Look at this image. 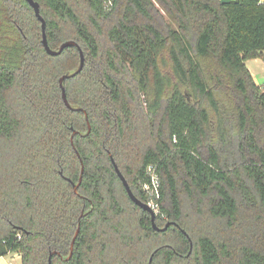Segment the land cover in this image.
<instances>
[{
  "label": "trees",
  "instance_id": "trees-1",
  "mask_svg": "<svg viewBox=\"0 0 264 264\" xmlns=\"http://www.w3.org/2000/svg\"><path fill=\"white\" fill-rule=\"evenodd\" d=\"M36 1L50 46L77 41L85 65L46 51L27 0H0V257L264 264V86L246 63L264 58V1ZM113 159L143 201L157 165L166 230Z\"/></svg>",
  "mask_w": 264,
  "mask_h": 264
},
{
  "label": "water",
  "instance_id": "water-1",
  "mask_svg": "<svg viewBox=\"0 0 264 264\" xmlns=\"http://www.w3.org/2000/svg\"><path fill=\"white\" fill-rule=\"evenodd\" d=\"M28 3L32 6V8L34 9L35 11V14L36 16L38 17V19L41 21V26H42V43L46 49V51L51 54V55H58L60 54L66 47H69V46H78L79 49H80V53H81V64H80V67L78 69L77 72L81 71L85 65V55H84V51L83 49L81 48V46L79 45V43L73 39H69V40H66L64 41L60 48L59 49H54L50 46L49 42H48V38H47V32H46V27H47V23H46V19L43 17L42 13H41V7H40V3L36 0H27ZM233 0H222L223 3H229ZM73 74H64L62 75V77L60 78V84H61V89H62V98L65 102V104L68 106V107H73L68 99V95H67V89H66V86L64 85V81L65 79H67L68 77H71L73 76ZM83 111L86 112V110L83 109ZM89 123V129L91 128V125H90V122ZM77 131H74V134H76ZM114 161V159H113ZM114 164H115V167H116V170L118 172V175L120 176L124 186L126 187V190L129 194V196L132 198V200L134 202H136L139 206H141L142 208H144L145 210L149 211L151 213V217H152V223H153V226L161 231V230H166L169 225L171 224V222H167L166 225L164 227H160L157 225L156 223V212L155 210L151 207L150 204H148L147 202L143 201L142 199H140L133 191L129 181L127 180V178L125 177V175L122 173L121 169L119 168V166L117 165V163L114 161ZM84 170H85V166H84V162L82 160V175L80 177V182L78 184H75V190H77L78 186L80 185L81 181H82V176H83V173H84ZM80 227L77 229V232L73 238V241H72V246H71V254L70 256H72L73 254V251H74V246H75V242H76V239H77V236L79 235L80 233ZM52 255L53 253L51 254L50 256V259H49V264H52Z\"/></svg>",
  "mask_w": 264,
  "mask_h": 264
},
{
  "label": "built area",
  "instance_id": "built-area-1",
  "mask_svg": "<svg viewBox=\"0 0 264 264\" xmlns=\"http://www.w3.org/2000/svg\"><path fill=\"white\" fill-rule=\"evenodd\" d=\"M112 1L113 0H109L110 4H112ZM147 174L150 176L151 181L144 182L143 187L147 195L151 194L150 197L148 198L147 203L150 204L154 210H156L155 205L159 207L158 200L160 198V186H161L160 177L157 171V165L155 164L149 165L147 169Z\"/></svg>",
  "mask_w": 264,
  "mask_h": 264
},
{
  "label": "crops",
  "instance_id": "crops-1",
  "mask_svg": "<svg viewBox=\"0 0 264 264\" xmlns=\"http://www.w3.org/2000/svg\"><path fill=\"white\" fill-rule=\"evenodd\" d=\"M246 63L252 75L254 76L257 84H259L260 86H264V58L263 57L252 58L247 60ZM7 256L8 254L0 257V264H14L15 261L20 260V256L17 254H13V259L11 260H9Z\"/></svg>",
  "mask_w": 264,
  "mask_h": 264
},
{
  "label": "rangeland",
  "instance_id": "rangeland-1",
  "mask_svg": "<svg viewBox=\"0 0 264 264\" xmlns=\"http://www.w3.org/2000/svg\"><path fill=\"white\" fill-rule=\"evenodd\" d=\"M156 5H157V7L161 10V12H162V14L163 15H165L166 16V12L162 9V7L160 6V4L159 3H156ZM130 183V182H129ZM140 184L142 185V188L144 189V187H143V183H141L140 182ZM131 185V184H130ZM132 187V186H131ZM150 195L151 194H149L148 195V197H150ZM155 207H156V211H158L159 210V207L157 206V205H155ZM184 209H185V211H192V209H193V207H191V205H190V202H188V201H185V204H184ZM164 225V224H163ZM193 251V246H192V248H191V250H190V253ZM13 254H15V253H13ZM13 254L12 253H9L8 254V256H7V258L9 259V260H11V259H13ZM17 255H19V254H17ZM20 256V255H19ZM21 260V261H20ZM20 263L22 264V259H21V256H20ZM19 261H15L14 262V264H20L19 263Z\"/></svg>",
  "mask_w": 264,
  "mask_h": 264
},
{
  "label": "flooded vegetation",
  "instance_id": "flooded-vegetation-1",
  "mask_svg": "<svg viewBox=\"0 0 264 264\" xmlns=\"http://www.w3.org/2000/svg\"><path fill=\"white\" fill-rule=\"evenodd\" d=\"M114 162V161H113ZM128 180V179H127ZM126 188V187H125ZM144 190V189H143ZM145 191V190H144ZM145 202H147V201H145ZM155 212H156V218H157V215H158V213L160 212V209L158 210V211H156L155 210Z\"/></svg>",
  "mask_w": 264,
  "mask_h": 264
}]
</instances>
